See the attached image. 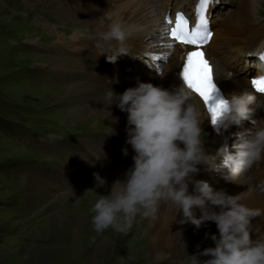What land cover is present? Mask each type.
I'll list each match as a JSON object with an SVG mask.
<instances>
[{
    "label": "rangeland",
    "instance_id": "1",
    "mask_svg": "<svg viewBox=\"0 0 264 264\" xmlns=\"http://www.w3.org/2000/svg\"><path fill=\"white\" fill-rule=\"evenodd\" d=\"M43 1L0 0V264H174L172 257L155 262L145 250L140 251L138 245L146 240L140 238L144 224L139 225L136 218L126 233L109 229L98 234L93 230L91 209L96 194L106 195L109 190L113 161L106 156L97 167L86 164L78 154L89 150L93 131H102L98 139L106 140L113 124L102 117L81 120L70 113L72 105L63 98L66 87L78 81L60 76L52 67L61 60H73L67 51L54 47L56 32L63 33V41H67L78 27L56 16ZM125 1L111 3L122 5ZM231 1L235 6L241 0ZM155 3L159 5L158 0ZM219 8L225 15L232 5L222 2ZM84 30L80 27L77 32L86 34H82L86 41L89 31ZM165 38L159 35L151 41ZM145 41L137 43L142 48H136L137 55L157 56L149 53ZM126 55L120 64L126 62ZM153 62L156 68L152 70L137 63L120 70L156 73L166 63ZM51 86L57 87L55 93L47 89ZM245 124L248 121L233 126L230 146L235 142L234 134L244 131ZM122 136L124 140L114 143L121 154L123 147H129L125 146V131ZM104 153L108 155L109 150ZM97 169L106 181L103 187H97ZM45 192L63 197L46 202ZM197 240L204 243L207 238Z\"/></svg>",
    "mask_w": 264,
    "mask_h": 264
},
{
    "label": "clouds",
    "instance_id": "2",
    "mask_svg": "<svg viewBox=\"0 0 264 264\" xmlns=\"http://www.w3.org/2000/svg\"><path fill=\"white\" fill-rule=\"evenodd\" d=\"M126 35L122 23L113 19L100 33V40L122 43ZM121 55H126L123 49L106 58L115 63ZM156 73L161 80L167 75L163 68ZM232 76L228 73L227 79ZM260 76H264V70ZM217 94L223 104L218 108L217 123L212 126L222 141L215 151L209 152L201 139L202 125L208 116L184 83L164 89L137 80L135 87L123 93L117 94L111 88L106 92L103 107L110 117L107 110L113 105L126 114L125 144L134 152V163L124 180L114 181L106 195L96 194L91 209L96 233L109 229L126 233L138 214L155 219L158 203L165 201L176 208L180 225L190 223L197 230L206 222L216 226V234L205 233L214 247L199 253L209 259L201 261L193 255L189 257L191 264H264V238L254 240L251 231L253 219L264 215V209L250 208L243 202L252 192L264 195V180L255 181L251 175L254 165L264 161V118H253L257 110L264 111V93L254 89L227 97ZM112 120L113 125L118 122ZM243 121H249L251 127L234 134L230 151L224 133ZM115 134L112 127L108 135ZM122 154L127 156L128 149H122ZM198 166L219 174L226 183L246 186L247 190L236 195L214 190L208 182L194 179L200 172ZM95 180L97 187L106 183L98 174Z\"/></svg>",
    "mask_w": 264,
    "mask_h": 264
},
{
    "label": "bare ground",
    "instance_id": "3",
    "mask_svg": "<svg viewBox=\"0 0 264 264\" xmlns=\"http://www.w3.org/2000/svg\"><path fill=\"white\" fill-rule=\"evenodd\" d=\"M111 1L114 0L43 1L44 4H49L53 8L51 10L52 13L59 16L66 23L78 28L81 27L83 30L85 29L84 31H89L86 41L82 40V34L83 37L86 34L77 32L78 28H76L77 31L73 33L69 40L63 41L65 35L62 36L63 33L61 35L58 34L56 28H54L58 36L54 47L61 51H67L73 60H61L57 63V66L53 65L54 67L52 68L60 76L65 78L71 76L78 81L76 84H69L66 90L64 89L63 100L72 105L70 110L72 115L81 120L86 118L88 120V117H92V119L102 117L110 124H114L112 118L118 121L113 125L116 132L115 135H108L109 130L105 135L107 139L103 140V138L98 139L102 131H93L95 136L92 138L93 142L88 143L89 150L87 152L83 151V154H78L81 159L86 160V164L97 167L106 156L112 159L113 162L109 165V176L107 175L110 178L109 189L114 181L124 180L125 173L134 163L132 159L134 152L126 144L125 146L128 149L127 156L114 149L117 147H114V143L117 145L119 139L124 140L122 134L125 131L126 114L120 112L113 105L107 110L112 114V118L110 117L103 107L106 92L111 88L117 94L123 93L127 88L135 87L137 80L152 83L154 86L164 89L179 86L183 82L179 77V72L182 70L185 54L189 50L177 45L172 49L164 47V45L172 43L166 38L151 41L153 37L166 35L167 30L162 22L164 8L167 5L172 7L173 2L182 4L183 0H172L170 3V0H159V5L155 3V0H126L120 3L122 5L113 4ZM116 1L119 2L120 0ZM218 2L229 3L232 8L228 9L225 15L220 9L222 5L219 9L216 8L214 10L216 18L213 20L211 30L214 32L216 41H212V44L208 47L209 51L213 53H207V59L210 60L212 65L214 80L225 97L243 90L250 92L246 75H249L254 66L260 67L261 62L257 57H248L245 51L264 41V0L262 2L261 0H241L235 6L231 0H218ZM113 19L120 21L127 32L126 39L122 43L116 41L104 43L100 40V33L107 30V24ZM56 24L58 23L56 22ZM68 29L70 28L67 27L66 30ZM141 40H146V43L143 44L150 46L149 53L157 54V56L168 55L166 63L159 67L163 68L167 73L164 79L161 80L157 73L147 69L128 72L120 70L122 66L125 67V65L129 66L136 63L151 70L156 68V63L152 61L150 54L141 53L137 55L136 48L142 49L141 46L138 47V42ZM97 43L102 46L97 48ZM120 49H123L125 53L131 54L130 56L126 55V62L119 63L121 60L123 61V56L125 55L119 56L115 63L108 62L106 55H116ZM101 53L106 55H100ZM224 54L225 56H223ZM217 55H220V57H217ZM44 67L46 70L47 65ZM48 70L53 73L52 70ZM146 70L151 73L147 74ZM228 73L233 74L231 79H227ZM56 88L51 86L47 89L52 92ZM193 100L204 110L202 104L195 97H193ZM253 118H264V111L257 110ZM209 124V119H206L202 125L201 139L204 141L205 150L213 152L220 146L222 137L213 134ZM250 127L251 124L248 121V124L244 125V130ZM233 129L234 127L224 133V136L228 137V144ZM229 148L231 151L230 145ZM106 150H109L108 155L105 154L106 152L104 153ZM88 157H92V159L90 160ZM255 166L258 170L257 176L251 175L255 181L264 180V161L257 163ZM198 167H200V172L194 179L208 182L214 190L223 189L230 195H236L247 190L246 186L226 183L219 174L207 170L205 166ZM80 169L82 170L83 168ZM84 170L89 171L88 169ZM97 170L95 173L99 175L100 169ZM191 188L192 186L190 185L189 191H191ZM61 197L63 196L47 195L46 192L43 196L46 202L52 201V198L58 201V198ZM243 202L250 208L264 209V195L257 192H252L246 196ZM196 214L198 217L199 212L197 211ZM135 218L139 221V225L144 224L143 234L140 238L146 240V243L138 245L139 248H142L140 251L145 250L153 261L162 262L172 257L174 264H191L189 257L193 255H197L201 261L209 259V257L199 256V253L206 248L214 247V244L208 238L204 243H198L197 239L206 237L205 233L209 235L216 234L217 229L214 223L206 222L198 230L190 223L180 225L178 223L180 215H177L176 208L165 201L158 203L155 219L144 217L140 214ZM74 223L80 227V222L75 220ZM251 231L254 240L264 238V215L253 219ZM103 244L104 248H106L107 244H109L108 240L103 242ZM176 246L178 248L174 252ZM97 249L100 248L97 247ZM184 249L189 252L186 253Z\"/></svg>",
    "mask_w": 264,
    "mask_h": 264
},
{
    "label": "snow or ice",
    "instance_id": "4",
    "mask_svg": "<svg viewBox=\"0 0 264 264\" xmlns=\"http://www.w3.org/2000/svg\"><path fill=\"white\" fill-rule=\"evenodd\" d=\"M214 0H199L195 10L197 17L195 26H191L188 19L183 14L177 13L175 19L168 16L165 23L170 27L167 29V38L175 42L164 45L168 49L174 48L179 44L191 50L186 53L182 70L179 77L184 85L203 102L210 122L216 125L218 119V108L223 104L218 98L217 90L212 80V68L205 58V47L210 43L213 32L209 29L207 11ZM168 55L152 56L153 61H166ZM259 61H264V53H260ZM264 76H259L251 80V88L258 93H264Z\"/></svg>",
    "mask_w": 264,
    "mask_h": 264
}]
</instances>
